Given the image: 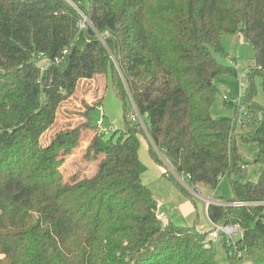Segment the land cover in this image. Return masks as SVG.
Masks as SVG:
<instances>
[{
	"label": "trees",
	"instance_id": "16d2710c",
	"mask_svg": "<svg viewBox=\"0 0 264 264\" xmlns=\"http://www.w3.org/2000/svg\"><path fill=\"white\" fill-rule=\"evenodd\" d=\"M71 1L90 20L85 29L66 0H0V264H220L205 243L209 231L164 224L153 206L141 177L144 131L152 160L163 164L157 148L195 190L218 189L220 176L243 178L248 162L239 145L257 146L258 180L232 183V201L248 205H211L207 214L243 230L235 255L224 245L228 264H264V107L256 101L257 86L264 92V0ZM223 34L243 36L255 51L238 134L234 119L211 114L215 79L238 77L215 57H228ZM109 71L124 129L98 130L88 157L107 156L92 175L65 181L56 165L40 162V140L79 81ZM95 108L85 127L97 128ZM57 155L46 156L54 163Z\"/></svg>",
	"mask_w": 264,
	"mask_h": 264
},
{
	"label": "rangeland",
	"instance_id": "374dc122",
	"mask_svg": "<svg viewBox=\"0 0 264 264\" xmlns=\"http://www.w3.org/2000/svg\"><path fill=\"white\" fill-rule=\"evenodd\" d=\"M221 44L228 57L223 58L216 54V59L225 66L237 69L238 77L224 75L215 79L219 92L211 108V114L214 118L230 117L234 119L237 126L236 134H238L243 118L247 115V109L242 105L245 103L246 89L249 85L248 71L255 65V51L241 35L223 34ZM112 62L127 93L126 104L131 108V113H136L132 109L133 102L127 91L123 72L113 54ZM243 74L245 75L243 80L246 89L241 91L239 78ZM257 89L256 101L264 107V92L259 86H257ZM225 99L234 101L233 103L238 106L234 109L229 108L225 105ZM95 106L96 108L91 111V119L98 126L96 129H91L85 127V125L89 121V110ZM98 122H101V125ZM107 129H114L117 132L124 129L123 100L117 94L110 71L108 75H98L91 80L83 79L79 81L74 96L59 107L55 124L43 134L40 140L42 151L40 162H44L49 166L51 164L56 165L63 174L65 181L76 174L81 178L90 176L95 172L98 163L107 154L99 151L94 159H89L90 156L88 157L87 150L96 132L98 130L108 131ZM65 132L71 134L55 143L56 136ZM144 135L147 139L149 138L146 131H144ZM147 139L143 138L139 151V157L146 167L141 177L143 183L151 189L153 197L158 204V214L164 224L170 221L180 226H195L200 233L206 234L213 229V224L208 217L204 199L213 195L215 200L218 199L223 203H230L234 198L233 182H256L258 180L260 168L254 164L258 148L250 143H242L239 145V149L241 155L248 162L245 166L247 175L243 178L237 173L225 175L221 178L218 189L210 190L202 185H197L198 191H194L188 184L186 174L180 175L177 173L161 155V152L155 148L163 163L160 166L163 170L159 169V165L157 166L150 156ZM54 150H58V155L56 161L51 163L46 155ZM171 180L175 181L180 187H177ZM226 207L234 208L231 206ZM238 239L239 236L235 240L237 241ZM213 247L217 252L218 262L220 264H228L225 246L214 243Z\"/></svg>",
	"mask_w": 264,
	"mask_h": 264
},
{
	"label": "built area",
	"instance_id": "2783aa9c",
	"mask_svg": "<svg viewBox=\"0 0 264 264\" xmlns=\"http://www.w3.org/2000/svg\"><path fill=\"white\" fill-rule=\"evenodd\" d=\"M66 1L69 2L71 5H74L75 8L79 11V13L81 15V19H82V21H81V28L82 29H85L87 27V25L91 24L87 15L82 10H80L79 7L75 3H73L71 0H66ZM107 35H108V33H105L103 35L100 34L98 36L102 41H104V37ZM244 78H245L244 74L239 78L241 91L245 88V84H244V80H243ZM260 118H262V117H260ZM138 119L141 122V125L145 128V125H144L142 119L140 117ZM98 124L101 125V122H98ZM109 131H114V129H110L108 131L104 130L103 132H105L107 134ZM186 177H187V179H189V176H186ZM222 177L223 176H220V180ZM192 189L194 191H198V190H195L194 188H192ZM204 201H205V205H206L207 209L211 205H219V206H223V207L231 206L234 208H240V207H244V206L248 205V203L239 202V201H232L230 203H223L222 201H220L218 199L215 200L213 195L210 196L209 198H205ZM212 224H213V229L208 232L205 243L209 246L213 245L214 243L222 244L223 246L227 244L228 246L233 248V250L231 251V255L236 254V249H235L236 248L235 247V241L236 240L235 239L238 236H239V238L242 237V235H243L242 228L239 225H230V224H225V223H212Z\"/></svg>",
	"mask_w": 264,
	"mask_h": 264
},
{
	"label": "water",
	"instance_id": "95a60500",
	"mask_svg": "<svg viewBox=\"0 0 264 264\" xmlns=\"http://www.w3.org/2000/svg\"><path fill=\"white\" fill-rule=\"evenodd\" d=\"M157 205H158L157 202L154 201V202H153V206H154V207H157Z\"/></svg>",
	"mask_w": 264,
	"mask_h": 264
},
{
	"label": "crops",
	"instance_id": "0c3cea01",
	"mask_svg": "<svg viewBox=\"0 0 264 264\" xmlns=\"http://www.w3.org/2000/svg\"><path fill=\"white\" fill-rule=\"evenodd\" d=\"M158 166V165H157ZM159 167V169L162 171L163 169H162V167H160V166H158ZM208 210V209H207Z\"/></svg>",
	"mask_w": 264,
	"mask_h": 264
}]
</instances>
